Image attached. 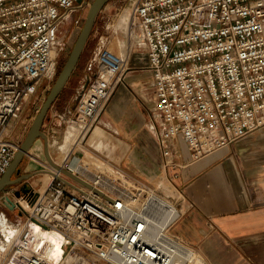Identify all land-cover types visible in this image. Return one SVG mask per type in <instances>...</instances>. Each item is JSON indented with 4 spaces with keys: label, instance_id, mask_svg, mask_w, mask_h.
Instances as JSON below:
<instances>
[{
    "label": "built area",
    "instance_id": "built-area-1",
    "mask_svg": "<svg viewBox=\"0 0 264 264\" xmlns=\"http://www.w3.org/2000/svg\"><path fill=\"white\" fill-rule=\"evenodd\" d=\"M90 2L0 0V177L19 147L11 125L29 99L49 89L62 30L80 28ZM131 8L153 78L151 127L163 155L173 138L198 158L264 125V0H135ZM130 51L116 52L100 38L76 103L56 113L79 141L123 79ZM56 164L44 165L51 176L44 187L0 192V203L10 197L22 217L2 264H207L170 232L180 207L150 183L120 169L93 170L76 154ZM49 230L60 235L58 258L42 243Z\"/></svg>",
    "mask_w": 264,
    "mask_h": 264
},
{
    "label": "crops",
    "instance_id": "crops-1",
    "mask_svg": "<svg viewBox=\"0 0 264 264\" xmlns=\"http://www.w3.org/2000/svg\"><path fill=\"white\" fill-rule=\"evenodd\" d=\"M120 40L126 51L128 38ZM139 44L144 53L136 59L130 51L132 69L115 84L87 142L114 152L107 161L132 177L169 191L167 196L180 207L170 232L207 264H264V125L198 158H191L181 138H173L167 143L170 153L163 155L151 127L153 78L146 68L145 43L141 39ZM76 150L69 155H77ZM58 154L53 157L61 161L64 156Z\"/></svg>",
    "mask_w": 264,
    "mask_h": 264
},
{
    "label": "rangeland",
    "instance_id": "rangeland-1",
    "mask_svg": "<svg viewBox=\"0 0 264 264\" xmlns=\"http://www.w3.org/2000/svg\"><path fill=\"white\" fill-rule=\"evenodd\" d=\"M134 2L135 0H109L98 11L90 35L87 39V42L84 46V49L82 51V54L78 60L75 69L73 70L68 82L62 89V92L60 93L58 98L54 100L52 106L49 108V110L46 113V116L41 126V130L46 135L48 153L50 155V159L54 163L60 161L59 158L53 157L55 156V153H57V151L59 152L58 154L59 157L64 156L63 152L59 150L58 145L64 141L67 131L70 132L74 131L73 129L70 128L67 130L66 122L62 121L56 115V113L65 111L67 110V108H72L76 103V100L81 91L80 90L81 85L84 83L86 78V71H85L86 62L90 57L92 51L97 46V43L100 40V38L105 40L106 45H108L110 49L119 53L122 52V46L120 45L122 40L120 39L122 38L127 40L128 38L126 27H124V24L129 19L128 20L129 30L130 32L134 31L135 35L132 42L130 39V43L128 44L129 46L126 44L123 45V47L125 46H127V48L131 47V50H133L134 53L133 55L136 56V59L138 58L139 55H142L144 53V48L142 47L143 44H139V42L141 41L140 28L137 22L135 24L130 22L132 19L131 18L132 13L130 16V10L132 9L131 7L133 6ZM86 12L87 10H84V18ZM80 28L71 29L70 24H67L66 27L62 30V32L65 34L64 36L65 44L59 53V62H58L59 68L61 67L63 61L66 59L68 53L70 52V49L74 43V40ZM130 64L131 63H129L128 61L127 69L124 71V73L128 71L130 68L132 69V67H129ZM47 91L48 90L38 91V93L35 96L29 99L24 104V107L21 111L19 118L16 121H14L13 124L11 125L12 128L11 137L17 142H19V144L24 138L33 117L35 116L36 112L38 111L41 103L43 102L47 94ZM97 124L98 122L95 125ZM90 132L86 135L85 138H82L81 141L72 144L71 148H69V151L73 150L74 148L78 149L76 150V153H78L77 155L81 157L82 161L88 163L93 170H102L105 172L108 171V173L109 172L115 173V169H120L129 178L133 179L134 177L126 173L119 166L111 164L109 161H107V157L112 156L114 152L111 153L110 155L105 151L97 149L96 147L92 146L87 142V138ZM43 162L49 163V158L44 152L43 138L37 137L34 140L33 144L30 146V148L28 149L27 153L20 160L17 166L19 168V172L14 177H17L22 173H31L30 176L15 183H10L6 185L4 187V190L9 187H14L16 190H20V193L22 195V190L25 188L29 187L36 190L38 188L44 187L49 181L50 177H46L45 175L46 168L44 167ZM160 192H162L165 195L169 193V191H161V190ZM0 211L4 212L3 213L4 218L0 215V217L2 218V219L0 218V220L5 223H9V225L11 224L10 226L11 228L12 226L16 227L17 225L20 224L22 217L20 214V210L18 208L14 207L13 210L11 211L9 207L0 203ZM11 236L12 235H10L7 240H9ZM3 237L4 236L1 235V231H0V249L7 251L11 243L9 244L6 238Z\"/></svg>",
    "mask_w": 264,
    "mask_h": 264
},
{
    "label": "water",
    "instance_id": "water-1",
    "mask_svg": "<svg viewBox=\"0 0 264 264\" xmlns=\"http://www.w3.org/2000/svg\"><path fill=\"white\" fill-rule=\"evenodd\" d=\"M109 0H91L82 27L80 28L74 43L70 49V52L68 53L66 59L63 61L61 67L59 68L56 77L54 78L53 82L51 83L47 94L41 103L38 111L36 112L35 116L33 117L28 130L22 139V141L19 144V147L17 151L14 154V157L8 167V169L5 171V173L0 177V192L4 190V187L10 183H15L17 181H20L22 179H25L30 176L31 173H22L18 175L17 177H11L14 170L19 172V168L17 167L22 157L27 153L30 146L33 144L34 140L37 137H42L44 140V152L49 158V163L55 166H58L56 163H54L50 159V155L48 153V146L46 142V135L41 130V126L43 123V120L46 116L47 111L52 106L54 100L58 97L62 89L64 88L66 82L70 78V75L72 74L73 70L75 69L78 60L82 54V51L84 49V46L87 42V39L90 35L91 29L93 27L95 18L97 16L98 11L108 2ZM85 84V83H84ZM83 84V85H84ZM65 175H68L80 182H82L78 177L73 175L67 170H62ZM28 190H31V188H25L22 190L23 192H26ZM20 190L15 191V195L19 196ZM5 205L9 208L14 207V202L12 199L8 196H6Z\"/></svg>",
    "mask_w": 264,
    "mask_h": 264
},
{
    "label": "bare ground",
    "instance_id": "bare-ground-1",
    "mask_svg": "<svg viewBox=\"0 0 264 264\" xmlns=\"http://www.w3.org/2000/svg\"><path fill=\"white\" fill-rule=\"evenodd\" d=\"M130 16H131V10H130ZM128 20H127V22H126L125 25H126V32L128 34V44H129L130 43V39H131V42L133 41V38H134L135 33H134V31H131L130 32ZM128 49L129 48H127V50ZM127 50L126 51H123L122 54H124V55L127 54ZM69 128L70 127H68V129ZM73 128H75V126H73L72 129ZM78 141L79 140L76 137V132L75 131H71V132L70 131H67L64 141L58 145V148H59V150L61 152H63L64 156H67L68 153H69L68 152L69 151V148H71V145L74 144V143H76V142H78ZM43 164L46 165L47 162H43ZM45 175H46V177H51L48 170H46ZM7 227H9V228H7ZM0 231L3 234V236L6 238V240L8 239V237L10 235H12L11 238L9 240H7V242H9V244H10L12 242V238L14 237L16 231L14 229H12L10 227V225H8L7 223H5L3 221H1V223H0ZM42 243H43V245L45 247L46 252L49 253L50 256L53 255L56 258L59 257V253H60V246H59V243H60V235L56 231H51V230L46 231L45 234H44V238L42 240ZM1 248H3V247H1Z\"/></svg>",
    "mask_w": 264,
    "mask_h": 264
},
{
    "label": "flooded vegetation",
    "instance_id": "flooded-vegetation-1",
    "mask_svg": "<svg viewBox=\"0 0 264 264\" xmlns=\"http://www.w3.org/2000/svg\"><path fill=\"white\" fill-rule=\"evenodd\" d=\"M18 174V172L16 170H14V172L12 173L11 177H14Z\"/></svg>",
    "mask_w": 264,
    "mask_h": 264
},
{
    "label": "trees",
    "instance_id": "trees-1",
    "mask_svg": "<svg viewBox=\"0 0 264 264\" xmlns=\"http://www.w3.org/2000/svg\"><path fill=\"white\" fill-rule=\"evenodd\" d=\"M61 92H62V91H61ZM61 92H60V93H61Z\"/></svg>",
    "mask_w": 264,
    "mask_h": 264
}]
</instances>
